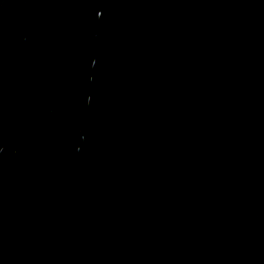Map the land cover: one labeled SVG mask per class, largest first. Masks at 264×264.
<instances>
[{
  "label": "water",
  "instance_id": "water-1",
  "mask_svg": "<svg viewBox=\"0 0 264 264\" xmlns=\"http://www.w3.org/2000/svg\"><path fill=\"white\" fill-rule=\"evenodd\" d=\"M0 264H264V0H0Z\"/></svg>",
  "mask_w": 264,
  "mask_h": 264
}]
</instances>
